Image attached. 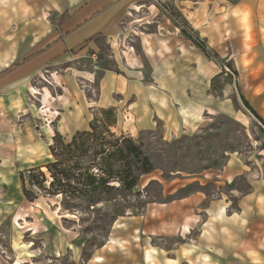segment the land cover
Wrapping results in <instances>:
<instances>
[{"label": "rangeland", "instance_id": "obj_1", "mask_svg": "<svg viewBox=\"0 0 264 264\" xmlns=\"http://www.w3.org/2000/svg\"><path fill=\"white\" fill-rule=\"evenodd\" d=\"M203 3L146 0L144 6L156 8L148 24H133L127 12L115 39L97 36L82 53L67 52L52 69L62 76L65 90L49 81L51 90L41 95L39 113L0 123V264H172L176 250L201 245L207 252L215 249L212 245L224 250L233 244L242 251H264L263 217L239 233L231 222L217 226L208 209L210 202L220 201L225 217H231L243 197L264 185V126L240 100L242 95L264 123V81L249 84L239 65L207 45L192 16ZM131 12L134 19L148 13ZM21 21H16L17 39L26 41ZM49 22L54 25L56 18L52 15ZM140 34L150 35L154 50L158 39H165L169 51L147 58ZM124 44L141 69L126 68L119 54ZM145 48L151 51L147 42ZM105 72L144 93L149 103L144 122L136 113L135 96L122 104L113 92L117 107L98 106ZM52 79L58 83L56 75ZM76 104L85 122L96 117L107 123L116 136L139 142L150 158L154 171L140 178L132 194L88 207L49 195L46 169L41 171L48 182L28 184L30 169L51 162L53 138L70 140ZM108 109H114L115 117L102 114ZM33 181H40L37 173ZM209 229L218 241H206L203 234Z\"/></svg>", "mask_w": 264, "mask_h": 264}, {"label": "crops", "instance_id": "obj_2", "mask_svg": "<svg viewBox=\"0 0 264 264\" xmlns=\"http://www.w3.org/2000/svg\"><path fill=\"white\" fill-rule=\"evenodd\" d=\"M145 1L0 0V123H11L18 115L27 118L32 113H39L43 90L47 89L49 93L51 90L49 81L58 90H65L61 83L62 76L52 69L62 62V57L67 52L76 49V54L79 53L77 50L82 53L94 45L93 39L97 36L115 39L127 12L133 24H148L155 16L156 8L153 5L144 6ZM202 1L206 3L199 8L195 6L192 13L193 25L195 29L201 27L207 45L217 51L219 56V52L222 51L223 58H228L232 64L239 65L243 78H247L249 84L264 81V0ZM32 3H36L37 9ZM143 9L148 12L147 17L134 19L131 11L139 14ZM52 15L56 22L49 25ZM17 19L22 20L20 24L26 41L17 39L19 29ZM139 36L147 58L161 56L170 49L163 38L158 39V49L154 50L150 35ZM145 42L149 44L151 51L146 50ZM182 47L184 50L188 49L185 44H182ZM183 48L177 51H183ZM119 54L129 71L142 68V63L132 48L124 44ZM52 75L58 77V83L53 82ZM28 85L35 89L36 95L29 92ZM134 88H136L134 85L128 86L123 77L115 79L112 73L105 72L102 75L98 106L117 107L118 104L113 101V92L121 96L122 104L129 97L135 96L134 106L136 113L142 115L139 116L142 123L146 120L144 114L149 103L148 101L145 103L144 93L139 94ZM63 97L67 98V95ZM82 113L81 106L76 104L72 118L76 119L77 125L68 135L69 138L76 132L88 130L89 123L82 119ZM255 113L261 119L256 111ZM133 129L135 131L134 127ZM195 200L202 202L204 199L195 197ZM208 209L214 216L212 220L214 218L217 226L223 222H231L233 226H238L240 233L253 219L264 218V185L255 187L251 193L243 197L239 201L238 212L231 217H225V208L220 201L210 202ZM209 231V234L206 231L203 234L204 238L207 236L206 241H218L219 236H216V233L213 236V231L211 229ZM240 239L234 241L240 242ZM204 247L201 245L195 250L186 246L183 247L184 250L182 248L176 250L172 264H244L250 259L255 264H264V251L259 253L238 250L236 249L238 244L228 246L224 250L212 245L211 247L215 249L211 252L205 251Z\"/></svg>", "mask_w": 264, "mask_h": 264}, {"label": "trees", "instance_id": "obj_3", "mask_svg": "<svg viewBox=\"0 0 264 264\" xmlns=\"http://www.w3.org/2000/svg\"><path fill=\"white\" fill-rule=\"evenodd\" d=\"M240 100L264 126L242 95ZM102 114L115 117L114 109L105 110ZM114 124L115 121L111 125ZM110 127L95 117L87 131L76 132L67 142L55 136L49 146L51 162L30 169L28 184L42 186L48 182L41 171L46 169L50 179L49 195H60L63 201L76 200L88 207L132 194L138 188L140 178L152 173L154 167L139 142L124 135L116 136ZM35 173L40 179L37 183L33 181ZM23 192L28 195L25 189Z\"/></svg>", "mask_w": 264, "mask_h": 264}, {"label": "bare ground", "instance_id": "obj_4", "mask_svg": "<svg viewBox=\"0 0 264 264\" xmlns=\"http://www.w3.org/2000/svg\"><path fill=\"white\" fill-rule=\"evenodd\" d=\"M28 90H29L31 93H35V92H36L35 89H34L33 87L29 86V85H28ZM42 96H43V97H47V96H49V92H48L47 89H44V92L42 93ZM46 132H47V134L51 137V132H49L47 129H46ZM16 264H17V263H16Z\"/></svg>", "mask_w": 264, "mask_h": 264}]
</instances>
